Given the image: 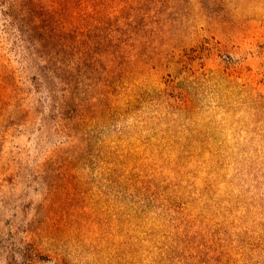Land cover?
<instances>
[{
	"label": "rangeland",
	"instance_id": "obj_1",
	"mask_svg": "<svg viewBox=\"0 0 264 264\" xmlns=\"http://www.w3.org/2000/svg\"><path fill=\"white\" fill-rule=\"evenodd\" d=\"M3 2L23 98L0 107V264H264V0L135 3L126 83L63 114Z\"/></svg>",
	"mask_w": 264,
	"mask_h": 264
},
{
	"label": "trees",
	"instance_id": "obj_2",
	"mask_svg": "<svg viewBox=\"0 0 264 264\" xmlns=\"http://www.w3.org/2000/svg\"><path fill=\"white\" fill-rule=\"evenodd\" d=\"M142 1L5 0L3 30L26 69L34 72V85L50 95L61 93L63 114L72 101L80 100L77 89L84 93L94 81L106 94L121 87L114 84L116 79L124 86L141 53L144 27L136 26L132 12ZM15 72L9 62L0 64V107L13 113L11 107L18 106L13 101L23 95Z\"/></svg>",
	"mask_w": 264,
	"mask_h": 264
}]
</instances>
